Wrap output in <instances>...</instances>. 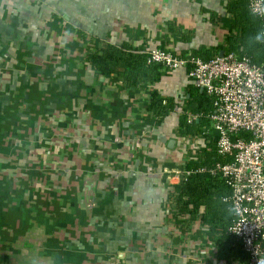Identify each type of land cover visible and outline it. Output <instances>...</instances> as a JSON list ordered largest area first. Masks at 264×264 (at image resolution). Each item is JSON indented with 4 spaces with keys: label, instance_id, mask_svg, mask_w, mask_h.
Returning <instances> with one entry per match:
<instances>
[{
    "label": "crops",
    "instance_id": "obj_1",
    "mask_svg": "<svg viewBox=\"0 0 264 264\" xmlns=\"http://www.w3.org/2000/svg\"><path fill=\"white\" fill-rule=\"evenodd\" d=\"M226 1L0 0V264H238L217 259L163 179L202 140L177 133L185 71L153 86L177 104L156 123L150 84L90 62L108 43L223 44Z\"/></svg>",
    "mask_w": 264,
    "mask_h": 264
},
{
    "label": "built area",
    "instance_id": "obj_2",
    "mask_svg": "<svg viewBox=\"0 0 264 264\" xmlns=\"http://www.w3.org/2000/svg\"><path fill=\"white\" fill-rule=\"evenodd\" d=\"M248 7L252 13L254 7H264V0H249ZM256 17L264 27V16ZM145 53L148 63L183 69L187 79L212 98L209 120L217 135L216 154L231 161L209 170L225 179L230 187L225 200L241 212L233 215L229 232L247 253L244 264H264V63L256 65L232 51L209 59L159 47ZM195 118L188 116L187 121ZM162 172L164 181L175 185L184 184L190 174L180 164L165 166Z\"/></svg>",
    "mask_w": 264,
    "mask_h": 264
},
{
    "label": "trees",
    "instance_id": "obj_3",
    "mask_svg": "<svg viewBox=\"0 0 264 264\" xmlns=\"http://www.w3.org/2000/svg\"><path fill=\"white\" fill-rule=\"evenodd\" d=\"M248 1H226L225 10L232 21L223 44L208 49L201 47L191 53L182 50L174 53L209 59L218 54L220 48L224 52L232 51L238 56H248L256 65L264 63L263 45L248 43V38L261 29L260 20L249 10ZM187 39L182 36L183 41ZM90 62L97 72L113 75L125 87L150 84L147 111L156 123H160L177 106L173 98L165 97L153 87L169 69L158 63H148L145 51L108 43L90 55ZM188 94L177 119V133L186 138L200 135L202 140L183 162L184 169L190 171V174L179 187L177 205L190 218H197L209 228L208 238L215 246L217 259L243 264L247 260V253L229 232L234 216L229 215L231 206L225 199L230 195V187L220 174L209 170L218 162L231 161V157L216 154L217 135L210 127L209 120L213 110L212 98L192 83L188 85ZM193 115L196 118L189 123L188 116Z\"/></svg>",
    "mask_w": 264,
    "mask_h": 264
},
{
    "label": "clouds",
    "instance_id": "obj_4",
    "mask_svg": "<svg viewBox=\"0 0 264 264\" xmlns=\"http://www.w3.org/2000/svg\"><path fill=\"white\" fill-rule=\"evenodd\" d=\"M252 15L253 16H256V15L264 16V7H254L252 10ZM248 43L264 45V27L256 31L254 35L250 36L248 38ZM229 215L230 216L231 215L240 216L241 212L238 208H233L229 210Z\"/></svg>",
    "mask_w": 264,
    "mask_h": 264
},
{
    "label": "water",
    "instance_id": "obj_5",
    "mask_svg": "<svg viewBox=\"0 0 264 264\" xmlns=\"http://www.w3.org/2000/svg\"><path fill=\"white\" fill-rule=\"evenodd\" d=\"M223 54V51L219 52V55H222ZM200 91H202V89H200Z\"/></svg>",
    "mask_w": 264,
    "mask_h": 264
},
{
    "label": "rangeland",
    "instance_id": "obj_6",
    "mask_svg": "<svg viewBox=\"0 0 264 264\" xmlns=\"http://www.w3.org/2000/svg\"><path fill=\"white\" fill-rule=\"evenodd\" d=\"M190 82V81H189Z\"/></svg>",
    "mask_w": 264,
    "mask_h": 264
}]
</instances>
